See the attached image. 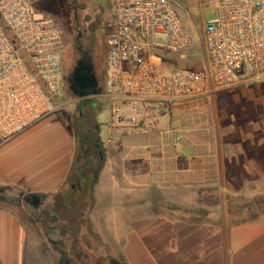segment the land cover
Here are the masks:
<instances>
[{"label": "crops", "instance_id": "obj_1", "mask_svg": "<svg viewBox=\"0 0 264 264\" xmlns=\"http://www.w3.org/2000/svg\"><path fill=\"white\" fill-rule=\"evenodd\" d=\"M204 26L196 29L202 39ZM203 54L206 68L204 46ZM155 55L168 70L185 54ZM261 84L133 105L105 97L102 74L92 107L99 125L101 112L113 116L105 131L75 135L60 109L0 143V186L37 198L63 193L65 210L78 215L77 238L97 235L100 244L93 245L106 262L264 264V94L255 88ZM225 95L231 100H219ZM239 200L259 208L232 222ZM35 252L22 220L0 207V264H45ZM59 253L58 264H73Z\"/></svg>", "mask_w": 264, "mask_h": 264}, {"label": "built area", "instance_id": "obj_2", "mask_svg": "<svg viewBox=\"0 0 264 264\" xmlns=\"http://www.w3.org/2000/svg\"><path fill=\"white\" fill-rule=\"evenodd\" d=\"M96 1L110 4L105 97L173 102L264 82V0H207L213 16L203 32L206 68L168 70L155 53L182 55L191 45L169 0ZM62 49L59 27L34 10L33 0H0V142L59 112Z\"/></svg>", "mask_w": 264, "mask_h": 264}, {"label": "rangeland", "instance_id": "obj_3", "mask_svg": "<svg viewBox=\"0 0 264 264\" xmlns=\"http://www.w3.org/2000/svg\"><path fill=\"white\" fill-rule=\"evenodd\" d=\"M176 10L185 30L191 38L190 47L184 52V57L173 61V67H188L202 69L205 59L203 54V39L196 29L201 31L203 23L212 16L213 10L207 0H169ZM34 10L51 18L59 27L62 39L63 76L73 65L77 55V48L85 47L90 43L89 53L95 64L96 78L99 83L104 72V60L107 54V37L110 30V4L106 1L96 0H33ZM255 87L259 94H264V82ZM232 95V94H231ZM239 97V91L234 93ZM232 96L225 95L219 100H231ZM95 98L80 99L64 86V102L61 107V117L68 127L76 134L88 138L96 136L99 127L105 131L113 116L106 110L101 112L100 125L96 121ZM1 143V142H0ZM79 146L78 150H82ZM92 156L93 150H91ZM93 162L94 159L92 158ZM23 194L16 189L6 193V203L1 207L14 212L24 223L30 236L31 243L36 245L35 259L42 260L45 264H58L62 252L73 264H107L104 252L96 250V243L100 244L97 235L84 234L77 238V212L75 209L65 210L64 203L59 196L38 198L37 207H32V201L24 199ZM65 199L66 205L70 204V197ZM74 208V207H72ZM259 206L252 202L239 200L232 203V222H240L245 217L253 216ZM83 211L86 206L82 207ZM78 239V240H75ZM94 243V245H93ZM82 244H85L83 248ZM92 244V245H91ZM66 258V257H65ZM108 260H112L108 258ZM117 264H119L117 262Z\"/></svg>", "mask_w": 264, "mask_h": 264}, {"label": "flooded vegetation", "instance_id": "obj_4", "mask_svg": "<svg viewBox=\"0 0 264 264\" xmlns=\"http://www.w3.org/2000/svg\"><path fill=\"white\" fill-rule=\"evenodd\" d=\"M90 43L87 42L85 47L77 48L78 57L75 58L72 67L64 75V86L68 87L77 97L79 92L82 91L79 80L87 74L88 68H91V73L96 77L95 64L89 53Z\"/></svg>", "mask_w": 264, "mask_h": 264}, {"label": "water", "instance_id": "obj_5", "mask_svg": "<svg viewBox=\"0 0 264 264\" xmlns=\"http://www.w3.org/2000/svg\"><path fill=\"white\" fill-rule=\"evenodd\" d=\"M80 87L82 91L79 92V98H89L96 96L98 94V82L93 73H91V68L87 69V74L81 77L79 80ZM38 204L37 196H32V207L36 208Z\"/></svg>", "mask_w": 264, "mask_h": 264}, {"label": "trees", "instance_id": "obj_6", "mask_svg": "<svg viewBox=\"0 0 264 264\" xmlns=\"http://www.w3.org/2000/svg\"><path fill=\"white\" fill-rule=\"evenodd\" d=\"M100 152V151H99ZM99 157V156H98ZM98 171L99 170H96L94 173H93V176H97L98 174ZM72 176L69 177L68 181L71 179ZM68 181L65 183V188H69V186L67 185L68 184ZM12 188L11 187H8V186H0V207L1 205H3L4 203H6V200H7V197L5 196L6 193L8 191H10ZM89 189V188H88ZM66 190H64L65 192ZM22 193V192H21ZM20 195H23V194H20ZM63 193H58L57 195H55L54 197H57L59 196L60 198L62 197ZM32 196H35V195H31V194H28V195H25L23 196L24 199H27L28 201H32ZM62 202L64 203V200L62 198ZM109 263L107 264H117V261H114V260H108Z\"/></svg>", "mask_w": 264, "mask_h": 264}]
</instances>
